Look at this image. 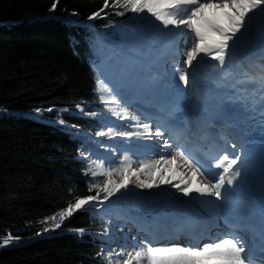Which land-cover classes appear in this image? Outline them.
Returning <instances> with one entry per match:
<instances>
[{"label":"trees","instance_id":"trees-1","mask_svg":"<svg viewBox=\"0 0 264 264\" xmlns=\"http://www.w3.org/2000/svg\"><path fill=\"white\" fill-rule=\"evenodd\" d=\"M107 2L89 20L105 0H59L54 12L53 0H0V264H108L103 192L59 217L97 194L90 185L103 187L89 168L102 162L93 149L107 150L97 133L118 115L97 90L105 58L129 51L154 24Z\"/></svg>","mask_w":264,"mask_h":264},{"label":"snow or ice","instance_id":"snow-or-ice-1","mask_svg":"<svg viewBox=\"0 0 264 264\" xmlns=\"http://www.w3.org/2000/svg\"><path fill=\"white\" fill-rule=\"evenodd\" d=\"M58 3L59 0H53L49 11L54 12ZM108 7L109 4L105 0L103 7L89 16L88 19L93 20L101 17V14ZM112 7L122 9L116 13L120 16H124L126 12L137 15L147 14L150 18L158 21L163 29L170 27L180 29L183 26V30L189 35V42L187 51L183 53L182 67L176 71L178 72V80L187 86L190 76L188 70L192 68L193 72L195 71L194 61L197 62L196 66L198 67L200 62L210 58L216 61L214 67L219 69L225 67L232 59L231 50L234 49L237 40L246 31V25L251 20L250 14L256 10L264 12V0H114ZM261 83H264V77H262ZM97 90L101 93V102L110 111L117 114L116 109L112 106H120L121 102L113 94L112 87L104 80L97 79ZM120 111L128 112L123 107H120ZM122 118L136 120L135 127L137 129L143 128L144 131L116 132L115 129L108 128L106 132L101 131L97 135H119L128 138L133 136L163 138L165 135V132L159 127L153 133L151 124H139V117L126 115ZM164 147H171L168 140L164 141ZM231 147L235 149L236 145L232 144ZM178 160L189 168L192 178L188 179L180 173H174L172 179L179 175L180 180L179 183L173 184L172 179H168L165 174L172 171V166H178ZM240 160L239 154L231 156L227 152L222 153L216 159L215 167L221 171L215 177V183L209 181L207 185L195 186L196 173H200V175H204V173L193 163L192 159L185 155L183 150H177L171 158L161 157L160 160L141 162L138 168L133 167L134 162L129 156H124L119 167L116 168H105L103 162L94 161L95 168L90 167L89 171L93 177L97 175L105 177L104 186L101 188L97 184L90 185V190L99 188L97 194L87 198H78L75 204H70L59 213L60 221L70 217L73 211L81 209L89 201L99 200L100 192L104 193L103 200L106 201L122 189L127 190L130 184H136L141 189L158 188L162 184H170L185 196L195 192L200 196H211L217 200H223L225 185H233L241 175ZM157 174H159V179L155 178ZM114 175H118L120 179H112ZM142 175L147 176L148 179H142ZM181 185L184 186L181 187ZM51 219L55 221L56 217L53 216ZM60 227L61 223H55L53 228H45L44 231H51ZM76 231L82 235L84 230L78 229ZM11 239V234H9L3 243L7 244ZM246 252L244 241L234 234L210 240L202 245L189 244L188 246H154L153 243L145 240L142 246L133 248L132 251L118 253L117 255L124 257V259L117 261L116 264H253ZM106 259L108 264H113L112 253H109Z\"/></svg>","mask_w":264,"mask_h":264},{"label":"rangeland","instance_id":"rangeland-1","mask_svg":"<svg viewBox=\"0 0 264 264\" xmlns=\"http://www.w3.org/2000/svg\"><path fill=\"white\" fill-rule=\"evenodd\" d=\"M158 27H159V29H158V33L157 34L161 35V37L165 36V29L162 28V26L159 24V22H158ZM246 27H247L246 28L247 31L243 32V35L237 40V42H239V40L241 38H247V39L250 40L252 38L253 31L255 29H257L256 25L251 20L247 23ZM153 35H155V34H152L151 38H149V37L146 38V41L144 40L143 50H142L143 59L147 55H149V56L151 55L152 58L158 59L157 50H156V44H155L156 40L154 39ZM186 40H189V37H187ZM230 54H231L232 59L229 62L230 63H235V64L238 63V62H241L242 55H244V54H242L240 52H237L235 50V47H234V49L231 50ZM133 61H137L139 63V61H142V58L134 60L133 58L129 57L128 55H117V56H114V59L111 62H108L106 64V66L102 70V72H103V74H104V76L106 77L107 80L114 82L117 77L126 76V75H128L129 71H132V69L129 68V64H132ZM137 62H134V64H133L136 67L138 66ZM126 115L129 116V117H132V116L138 117L130 109H128L127 113H123L122 112V117H124ZM122 117H121V119H117L114 122V123H117V124L120 123L121 126L124 127V129H122L121 131H118V132L131 131V129L134 128L135 125H136V124L135 125L131 124V121L133 119L122 118ZM116 138H119L121 141L120 142L119 141L115 142L114 139H116ZM125 138L129 139L128 137H123V136L116 135V136L110 137L108 139L107 138L104 139V136H102L101 140L105 141V142L114 143L116 146H120L122 144V142L125 140ZM124 156H129L131 158V160L134 162L133 163V167L134 168H138L139 165L141 164V162L145 161V160L140 161V160L136 159L137 157H134L133 155H131V154L127 153L126 151H124L123 148H119V150L111 158L103 156L104 161L106 162V164H105L106 168L119 167L120 162L123 160ZM196 174H198V173H196ZM166 175H167V173H166ZM168 175H170V176L173 175V169H172L171 172H168ZM157 176H158V174L155 177L156 179H158ZM141 178L145 179V180L148 179V177L145 176V175H142ZM112 179L119 180L120 177L118 175H114L112 177ZM104 181L102 183V186H104ZM163 186L164 185H160V187H158V188L157 187H153L151 189H147V188L146 189H141L136 184H131V186L127 190H124V192H123L124 194H122L120 196L119 195H114L106 203V208L110 211L111 214H116V217H117V227L114 230V232H115L114 236H112L111 239H110L114 243V245L111 246V249L114 251V253L116 255L118 253H121V252H124V253L129 252L130 251L129 247H131L130 244L132 245V241H125L124 240L125 236H130L131 235V233H130L131 231L126 230V231L122 232L123 229H127V228L124 225L125 224L124 221L119 216L120 213H117V212L119 210H126V209H127V211H129V209H130L131 210L130 212H132V211H135V210L139 209V207H141L140 201H138V200H130V202L127 203V202H125L126 201L125 199H127V197H129V195H132V194H140V195L156 194L163 188ZM172 189H174V187ZM167 192H166V194L168 195L169 192L168 193ZM119 199H121V203L124 204L123 206L121 204H120V206L112 204L115 200H119ZM133 248H138V247H133ZM133 248H131V249H133ZM122 259H124V257L117 255V260L114 262V264H116L117 261H120Z\"/></svg>","mask_w":264,"mask_h":264},{"label":"bare ground","instance_id":"bare-ground-1","mask_svg":"<svg viewBox=\"0 0 264 264\" xmlns=\"http://www.w3.org/2000/svg\"><path fill=\"white\" fill-rule=\"evenodd\" d=\"M250 16H251V21L256 25L257 29H255L253 31V35H252V38L250 40L247 38H241L239 40V42H237L235 45V49H237L240 52H243V54H244L243 57L245 58V61L247 64H252V62H251L252 57H259L262 53H264V12H262L260 10H256L254 13H251ZM175 30H180L183 33V35H188V33L185 30H183V26L180 29H174V28L165 29V32L167 33V36L170 37L174 34ZM257 59H259V58H256L255 60H257ZM215 64H216V61L211 60L209 58L208 60H206L203 63V66H202L206 70V72H208L210 74L208 78H210L211 81L213 80L211 77L212 73L217 72V70L219 69V68L214 67ZM253 64H254V62H253ZM198 67H201V66H198ZM219 70L223 74V78L225 80H223L222 82H219V83H217L216 81L214 82V80H213V82L217 83L214 85L219 86V88L216 90V95H218V94L223 95L224 93H227L226 91H228V90L226 89V86H228L229 83L232 84L233 79H230L231 77H229V75H228L229 74L228 68L219 69ZM124 90L130 91L128 86H126V88H124ZM163 93H164V90L160 89V94H163ZM173 154H174V152H173ZM167 158H169V157H167ZM170 158H171V156H170ZM155 160H159V159H155V158L153 159V158L149 157V158H146V160L144 162L147 163V162H151V161H155ZM177 165L178 166H172L173 174L174 173H180L185 178H188V179L192 178V174H191L189 168L186 165H184L182 161L178 160ZM161 166H163V165H161ZM166 176L168 179L173 178V175L170 176V175H168V173ZM195 177H197L196 178L197 182H201V184H205V182L201 181L200 177H198L197 175ZM157 178L159 179V174H158ZM177 180H180L179 175H177L175 179H172V183L173 184L177 183ZM162 185H164V186L160 190L161 195H164L167 191H169L173 188L172 185H170V184H162ZM130 186H131V184L129 185V187ZM172 190L174 191V193L172 192L173 193L172 197H173V199H175L176 195L180 194L181 192L178 191L175 187ZM123 192H124V189H122L118 194L123 193ZM167 199H169V198H167ZM154 200L155 199L151 198V197L146 199V201H154ZM125 202H127V203L130 202V199H128V201H125ZM120 204L122 206L124 205L121 202H120ZM129 211H131V210L129 209ZM129 211H127V209L122 210L121 214L127 213Z\"/></svg>","mask_w":264,"mask_h":264}]
</instances>
